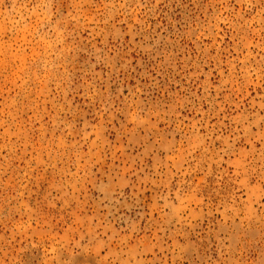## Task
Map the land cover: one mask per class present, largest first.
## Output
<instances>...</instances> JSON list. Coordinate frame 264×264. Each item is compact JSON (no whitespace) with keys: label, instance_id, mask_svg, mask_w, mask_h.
I'll return each instance as SVG.
<instances>
[{"label":"rangeland","instance_id":"rangeland-1","mask_svg":"<svg viewBox=\"0 0 264 264\" xmlns=\"http://www.w3.org/2000/svg\"><path fill=\"white\" fill-rule=\"evenodd\" d=\"M0 264H264V0H0Z\"/></svg>","mask_w":264,"mask_h":264}]
</instances>
